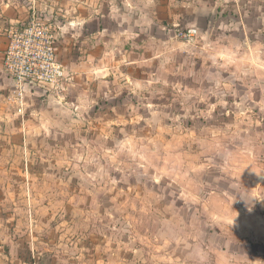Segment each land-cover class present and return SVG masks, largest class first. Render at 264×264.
Here are the masks:
<instances>
[{
  "label": "rangeland",
  "instance_id": "obj_1",
  "mask_svg": "<svg viewBox=\"0 0 264 264\" xmlns=\"http://www.w3.org/2000/svg\"><path fill=\"white\" fill-rule=\"evenodd\" d=\"M165 8L0 0V234L30 263L264 264V38L184 39ZM33 13L59 28L61 91L4 72Z\"/></svg>",
  "mask_w": 264,
  "mask_h": 264
},
{
  "label": "crops",
  "instance_id": "obj_2",
  "mask_svg": "<svg viewBox=\"0 0 264 264\" xmlns=\"http://www.w3.org/2000/svg\"><path fill=\"white\" fill-rule=\"evenodd\" d=\"M177 3L179 6L173 8L165 0V9L170 13L166 16L167 22L171 27L194 28L200 34H220L224 30V34L230 37L238 32L241 38L249 31L258 30L264 38V0H180ZM9 24L19 23L10 21ZM156 27L166 30L163 26ZM158 38L160 37L157 40ZM159 41L167 44L173 40L168 36ZM15 235L11 231L0 234V264H31L26 255L27 247L23 244V237L18 238Z\"/></svg>",
  "mask_w": 264,
  "mask_h": 264
},
{
  "label": "built area",
  "instance_id": "obj_3",
  "mask_svg": "<svg viewBox=\"0 0 264 264\" xmlns=\"http://www.w3.org/2000/svg\"><path fill=\"white\" fill-rule=\"evenodd\" d=\"M58 30L54 24L44 22L35 13L25 22L11 28L3 57L4 72L17 91L24 89L26 84H39L50 90L61 91L67 77L63 66L56 59ZM195 34V30L189 29L180 36L189 39Z\"/></svg>",
  "mask_w": 264,
  "mask_h": 264
}]
</instances>
